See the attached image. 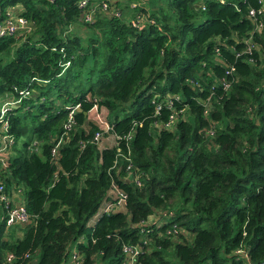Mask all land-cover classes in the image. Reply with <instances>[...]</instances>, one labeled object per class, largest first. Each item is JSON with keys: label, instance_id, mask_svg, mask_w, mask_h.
Returning <instances> with one entry per match:
<instances>
[{"label": "trees", "instance_id": "16d2710c", "mask_svg": "<svg viewBox=\"0 0 264 264\" xmlns=\"http://www.w3.org/2000/svg\"><path fill=\"white\" fill-rule=\"evenodd\" d=\"M101 1L0 0V17L29 25L0 36V105L20 97L0 194L23 186L28 212L8 223L13 203L0 200V264H126L125 245L132 264H264V8ZM94 104L108 109L111 145L93 139ZM112 183L125 207L98 213Z\"/></svg>", "mask_w": 264, "mask_h": 264}, {"label": "built area", "instance_id": "2783aa9c", "mask_svg": "<svg viewBox=\"0 0 264 264\" xmlns=\"http://www.w3.org/2000/svg\"><path fill=\"white\" fill-rule=\"evenodd\" d=\"M261 6H258L257 8L255 7H251L249 9V13L253 16H255L256 13L260 12L263 8H264V0H257ZM80 6H83V8H86L87 5V0H80ZM107 2L102 0L100 3V6L102 8H106L107 7ZM94 5H90V10L87 11L84 14V19L88 20V21H92L93 20V12H94ZM114 14L115 15H120L121 14V10L120 9H115L114 10ZM144 20V16L137 14L135 15V17L131 18L132 23L140 28L142 27L145 23L143 22ZM28 22L27 19L25 17H23L20 14H17L16 12L12 11L11 9H8L5 11V15L3 17H0V36H7V35H12L14 34L19 28H23V27H28ZM261 27V26H260ZM255 42L253 41V38L251 35L248 36V38L245 39V48L243 51L247 52L249 54V58L251 59V53H252V49L255 47ZM240 52H237V55H239ZM69 63V61L64 62V66H66ZM234 69V64H231L229 67H227L225 69V73L227 74H231L232 71ZM225 79V78H224ZM225 86L228 85V82L224 83ZM20 92H24L25 94H27V90H19ZM20 100V97H17L15 100H10V97H5L3 99V101L1 102L0 105V158L3 160V156L6 155L8 153L9 150V146L11 145V143L13 142V135L11 133H9L8 129H9V120H8V116H7V111L9 109H11L12 107L17 106V102ZM68 107H70V110L68 112V121L64 124V127L66 128V130H68L73 121V111L75 108L79 107V104H76L74 106H70L68 105ZM93 107H97L96 104H94ZM173 117L172 116V121H173ZM105 123L107 124V129L109 128V124L107 122V120H104ZM172 121H168L166 123V125L172 123ZM101 122H103V120H101ZM104 128H100L99 130L95 131L93 139L96 141L101 140V135H102V130ZM106 129V130H107ZM211 131V129L209 130ZM129 137V135L127 136ZM52 154L56 155V145L52 148ZM129 157H127L128 159ZM116 164V163H115ZM131 162L129 161L127 168L131 169ZM135 183H140V179L138 178V176L134 177ZM2 188V186L0 185V189ZM108 198H105V201L99 206L98 208V213L101 212H109L111 210L114 209H123L125 207V203H126V197H127V193L121 188L119 187L116 183H112L111 188L109 189L108 192ZM7 200L8 196L7 194L1 193L0 194V200ZM20 220V221H26L28 219V212L26 210V207L24 205V203H18L17 205H12L11 207H9V212H8V223L12 222L13 220ZM124 250L127 251L128 254V259L126 264H130L133 263V261L136 259V254H138V249H136L135 247H131V246H125ZM12 256V254H8V259ZM130 256V258H129ZM25 264H28V262H25Z\"/></svg>", "mask_w": 264, "mask_h": 264}, {"label": "rangeland", "instance_id": "374dc122", "mask_svg": "<svg viewBox=\"0 0 264 264\" xmlns=\"http://www.w3.org/2000/svg\"><path fill=\"white\" fill-rule=\"evenodd\" d=\"M137 1H140V0H137ZM133 3L136 2V0L132 1ZM146 4V3H145ZM131 5V2L129 3V6ZM150 6H153V4H149ZM120 6L122 7L123 6V2H120ZM146 6V5H145ZM119 7V6H118ZM131 7V6H130ZM120 8V7H119ZM125 6L122 7V9L124 10ZM137 8V7H136ZM149 12V11H148ZM131 16V15H130ZM258 68H261V67H258ZM28 92L27 94H29L30 90L29 89H26ZM17 97H13V96H10V100H15ZM2 102V101H1ZM107 112H108V109L105 107V106H101L100 108L98 107H92L91 108V111H90V118L91 119H94L98 125L103 129V132L104 134L102 135L101 137V140H100V146H103L104 144H108V145H111L113 143H115V135L114 133L110 132V131H107V124L105 123L104 120H107L106 119V115H107ZM101 120H103V122H101ZM107 129V130H106ZM15 193H18L19 192V195H20V200L21 202L24 201V198H25V188L22 186L20 188V191H18L17 189L14 190ZM12 194V192L8 193V200H12V197L10 196ZM3 215V211H2V202L0 201V220H1V217ZM153 218V217H151ZM150 218V219H151ZM18 228L19 226L17 227L16 224H13L11 225L10 227H7V230L10 232V233H14V234H17L18 232ZM20 234L22 232V229H20ZM19 234V235H20ZM126 246V245H125ZM124 246V247H125ZM131 261H129V264H130Z\"/></svg>", "mask_w": 264, "mask_h": 264}, {"label": "crops", "instance_id": "0c3cea01", "mask_svg": "<svg viewBox=\"0 0 264 264\" xmlns=\"http://www.w3.org/2000/svg\"><path fill=\"white\" fill-rule=\"evenodd\" d=\"M132 4H134V3H132ZM6 97H10V96H6ZM90 111H91V109L88 112V116H90ZM11 197H12L11 202L13 203V205H17L18 203H22L20 200L19 192L15 193L14 191H12Z\"/></svg>", "mask_w": 264, "mask_h": 264}, {"label": "water", "instance_id": "95a60500", "mask_svg": "<svg viewBox=\"0 0 264 264\" xmlns=\"http://www.w3.org/2000/svg\"><path fill=\"white\" fill-rule=\"evenodd\" d=\"M77 109H80V107H77ZM85 113H87V112L85 111Z\"/></svg>", "mask_w": 264, "mask_h": 264}]
</instances>
